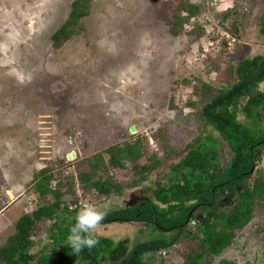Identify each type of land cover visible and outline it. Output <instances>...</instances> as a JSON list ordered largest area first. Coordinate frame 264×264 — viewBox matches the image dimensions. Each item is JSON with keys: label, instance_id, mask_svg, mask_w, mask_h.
I'll return each mask as SVG.
<instances>
[{"label": "rangeland", "instance_id": "rangeland-1", "mask_svg": "<svg viewBox=\"0 0 264 264\" xmlns=\"http://www.w3.org/2000/svg\"><path fill=\"white\" fill-rule=\"evenodd\" d=\"M74 1L0 0V247L14 234L17 221L37 206L36 172L54 169L72 175L81 191L78 175L89 171L87 160L112 146L146 138L150 154L168 160V166L176 160L173 153L204 142L209 129L186 105L187 94L198 85L195 78L210 70L204 79H219L229 62L237 64L246 55V48L262 47L250 40L259 35L264 0H237L244 6V39L235 37L239 43L226 46L225 53L213 49V40L190 47L173 38L163 21L173 8L171 0L165 5L163 0H94L90 15L56 48L51 38L68 19ZM217 12L207 10L204 19L218 24ZM208 30L217 32L212 25ZM185 79L192 82H176ZM259 115L252 128L264 134V117ZM146 164L141 159L136 168L126 162L124 169L93 173L94 180L113 178L122 194L94 193L91 204L100 210L119 209L148 199L143 191L149 179L135 187L147 176L141 170ZM161 179L154 176L155 182ZM239 188L227 193L220 206L232 205ZM109 228L95 230L115 240L129 238L131 248L162 237L142 223ZM46 229L34 237L35 251L47 244ZM189 252L185 245L162 251L154 264H185ZM221 260L264 264V213H255L246 228L236 231L233 244L205 264Z\"/></svg>", "mask_w": 264, "mask_h": 264}, {"label": "trees", "instance_id": "trees-1", "mask_svg": "<svg viewBox=\"0 0 264 264\" xmlns=\"http://www.w3.org/2000/svg\"><path fill=\"white\" fill-rule=\"evenodd\" d=\"M93 1L76 0L72 3L68 19L51 38L54 47L60 48L71 38L72 28L78 27L81 20L90 15ZM169 1L163 0V5ZM170 3L173 8L163 21L173 38L183 39L190 47L218 39L216 30L213 33L208 30L211 22L204 19L207 14L204 3L200 0L197 3L171 0ZM218 7V26L237 39H244V6H239L237 0H228ZM228 22L230 26L226 25ZM259 26V35L250 41L262 45L261 48H246V55L237 64L229 62L219 79L205 80L204 75L211 74L210 70L205 71L195 78L198 85L193 86L192 92L186 96V105L195 109V115L209 129L204 142L191 143L182 151L173 153L176 160L168 166V160L150 154L146 138L137 137L135 141L112 146L87 160L89 171L78 175L83 185L81 191L75 189L76 180L72 175L57 173L54 169L36 172L33 191L37 206L17 221L14 234L0 247V262L154 264L160 252L185 245L190 248L185 264H205L207 258L220 256L229 248L236 231L246 228L255 213H264V167L261 166L264 134L254 126L252 128L258 114L264 117V16ZM226 51L228 49L222 45L218 53ZM212 56L214 54L208 59ZM176 82L186 84L192 81ZM141 159L147 161L141 167L147 176L135 182V187L149 179L143 193L150 196L127 207L103 209L107 215L95 229L108 231L113 224L142 223L151 227L149 229L154 234L155 231L161 233L162 237L131 248L129 238L115 240L93 229L90 235L97 240L96 245L84 248L78 254L72 253L66 240L76 212L83 204H91L89 195L96 193L110 197L122 194V186L113 178L99 176L94 180L93 173L108 167L124 169L126 162L133 163L136 168ZM157 174L162 176L160 182L154 181ZM235 186L240 188L233 204L220 206L225 195ZM196 218L200 221L197 222ZM43 227L47 228L48 241L42 250L35 251L34 237ZM145 229L141 232L145 233ZM219 264L235 263L221 260Z\"/></svg>", "mask_w": 264, "mask_h": 264}, {"label": "clouds", "instance_id": "clouds-1", "mask_svg": "<svg viewBox=\"0 0 264 264\" xmlns=\"http://www.w3.org/2000/svg\"><path fill=\"white\" fill-rule=\"evenodd\" d=\"M227 32L231 34L229 31ZM222 45H224L225 47L229 46L230 48L235 47V44L232 46L229 45L228 40H225L224 44ZM220 49H218L217 52L220 51ZM106 215V211L100 210V208L94 204L86 203L80 207V209L76 212V215L74 217V225L70 228L69 235L66 240V243L71 249L72 253L78 254L82 249H90L96 245L97 240L92 238L90 233L105 218Z\"/></svg>", "mask_w": 264, "mask_h": 264}, {"label": "built area", "instance_id": "built-area-1", "mask_svg": "<svg viewBox=\"0 0 264 264\" xmlns=\"http://www.w3.org/2000/svg\"><path fill=\"white\" fill-rule=\"evenodd\" d=\"M200 1L205 4L208 12H210L213 8L218 7L221 3H224L227 0H200ZM208 20L211 22V25L213 26V28L217 29V33L219 32L218 34L220 35V39L217 42L216 41L213 42V43H217L214 45L213 49L214 48L220 49L221 45L224 44L225 40H228L229 45H231V46L236 44V43H239L237 41V39H235L231 34H229L227 31L221 29L220 26H218V24H216V22L211 19V17ZM210 45H211V43H210ZM261 166L264 167V159H262Z\"/></svg>", "mask_w": 264, "mask_h": 264}, {"label": "water", "instance_id": "water-1", "mask_svg": "<svg viewBox=\"0 0 264 264\" xmlns=\"http://www.w3.org/2000/svg\"><path fill=\"white\" fill-rule=\"evenodd\" d=\"M131 133H135V128H131ZM68 158H70V156H68Z\"/></svg>", "mask_w": 264, "mask_h": 264}, {"label": "bare ground", "instance_id": "bare-ground-1", "mask_svg": "<svg viewBox=\"0 0 264 264\" xmlns=\"http://www.w3.org/2000/svg\"><path fill=\"white\" fill-rule=\"evenodd\" d=\"M71 155H72V154H71ZM71 155H70V156H71ZM72 156H73V155H72ZM72 156H71V159H73V157H72Z\"/></svg>", "mask_w": 264, "mask_h": 264}]
</instances>
